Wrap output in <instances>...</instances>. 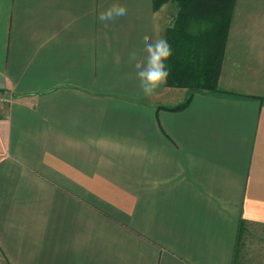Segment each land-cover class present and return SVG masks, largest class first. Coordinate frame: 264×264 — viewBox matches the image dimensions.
Here are the masks:
<instances>
[{
  "label": "crops",
  "instance_id": "0c3cea01",
  "mask_svg": "<svg viewBox=\"0 0 264 264\" xmlns=\"http://www.w3.org/2000/svg\"><path fill=\"white\" fill-rule=\"evenodd\" d=\"M228 2L185 8L221 93L145 97L177 1L0 0V264H264V0Z\"/></svg>",
  "mask_w": 264,
  "mask_h": 264
},
{
  "label": "trees",
  "instance_id": "16d2710c",
  "mask_svg": "<svg viewBox=\"0 0 264 264\" xmlns=\"http://www.w3.org/2000/svg\"><path fill=\"white\" fill-rule=\"evenodd\" d=\"M175 1L179 5L177 17L173 25L167 27L164 32V37L173 48V56L168 61L170 76L166 85L183 87L190 91L221 93L218 88L220 73L218 62L225 32L187 31L186 22L189 21V12L185 8L192 3L195 15L199 16L200 10H214L224 16L228 14L229 2L228 0ZM189 99L190 97L174 109L184 107Z\"/></svg>",
  "mask_w": 264,
  "mask_h": 264
},
{
  "label": "clouds",
  "instance_id": "9594fccd",
  "mask_svg": "<svg viewBox=\"0 0 264 264\" xmlns=\"http://www.w3.org/2000/svg\"><path fill=\"white\" fill-rule=\"evenodd\" d=\"M126 15L127 8L114 3L100 11L97 19L102 23H108ZM143 43L146 53L144 59L139 60L136 52L132 51L128 55V61L134 65L136 78L144 96L152 97L157 94L158 89L167 84L170 76L168 61L173 56V48L169 41L162 36L152 39L145 35Z\"/></svg>",
  "mask_w": 264,
  "mask_h": 264
},
{
  "label": "built area",
  "instance_id": "2783aa9c",
  "mask_svg": "<svg viewBox=\"0 0 264 264\" xmlns=\"http://www.w3.org/2000/svg\"><path fill=\"white\" fill-rule=\"evenodd\" d=\"M13 100V96L6 92H0V106L7 104ZM1 116V113H0Z\"/></svg>",
  "mask_w": 264,
  "mask_h": 264
}]
</instances>
